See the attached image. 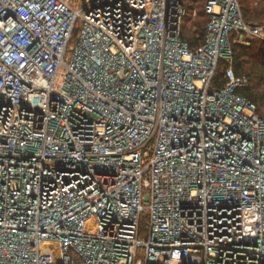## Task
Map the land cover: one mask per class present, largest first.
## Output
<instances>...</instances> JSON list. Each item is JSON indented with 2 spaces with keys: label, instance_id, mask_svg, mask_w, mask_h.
<instances>
[{
  "label": "built area",
  "instance_id": "built-area-1",
  "mask_svg": "<svg viewBox=\"0 0 264 264\" xmlns=\"http://www.w3.org/2000/svg\"><path fill=\"white\" fill-rule=\"evenodd\" d=\"M205 11L192 50L183 0H0V264H264V25Z\"/></svg>",
  "mask_w": 264,
  "mask_h": 264
},
{
  "label": "trees",
  "instance_id": "trees-1",
  "mask_svg": "<svg viewBox=\"0 0 264 264\" xmlns=\"http://www.w3.org/2000/svg\"><path fill=\"white\" fill-rule=\"evenodd\" d=\"M257 1L256 4L261 2L262 9H252L251 3ZM206 0H183L186 9V15L183 18L182 39L189 44L192 50L198 49L204 43L205 28L209 22L208 15L205 11ZM243 7L241 6V3ZM243 13L244 20L247 23L258 24L262 21L264 15V0H239ZM194 13L196 16H194ZM257 21V22H256ZM233 38V36H232ZM250 63L260 66L261 70L264 69V43L253 42L251 46L233 45V68L237 76L246 75L252 80V88L248 91H242L241 94L247 96L253 101L257 107L260 116L264 119V88L261 91L260 86L264 87V76H256L259 79L252 77V72L247 69ZM228 66L225 62L219 63L217 73L214 78L213 89H220L226 84L224 75Z\"/></svg>",
  "mask_w": 264,
  "mask_h": 264
},
{
  "label": "rangeland",
  "instance_id": "rangeland-1",
  "mask_svg": "<svg viewBox=\"0 0 264 264\" xmlns=\"http://www.w3.org/2000/svg\"><path fill=\"white\" fill-rule=\"evenodd\" d=\"M256 2L257 1H253L252 3H251V7H252V9H262L263 7V4L261 3V2H259L258 1V3L256 4ZM241 3V2H240ZM243 4H245V3H241V6L243 7ZM243 10V9H242ZM264 13V12H263ZM194 16H196V14L194 13ZM263 20L262 21H258V24H263L264 23V15H263V18H262ZM257 22V21H256ZM255 42H257V41H255ZM247 69L248 70H250V72H252V77H255L254 79H259L258 77H256V76H264V69L263 70H261V68H260V66H256V65H254V63H250V65L247 67ZM263 86H260V89H261V91L263 90ZM262 112L264 113V109H262Z\"/></svg>",
  "mask_w": 264,
  "mask_h": 264
},
{
  "label": "crops",
  "instance_id": "crops-1",
  "mask_svg": "<svg viewBox=\"0 0 264 264\" xmlns=\"http://www.w3.org/2000/svg\"><path fill=\"white\" fill-rule=\"evenodd\" d=\"M255 25H264V23H263V24H257V23H256Z\"/></svg>",
  "mask_w": 264,
  "mask_h": 264
}]
</instances>
